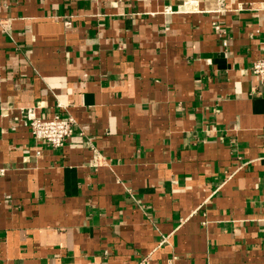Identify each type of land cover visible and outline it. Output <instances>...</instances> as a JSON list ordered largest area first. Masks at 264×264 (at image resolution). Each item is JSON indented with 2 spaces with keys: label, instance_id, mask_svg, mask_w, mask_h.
I'll use <instances>...</instances> for the list:
<instances>
[{
  "label": "crops",
  "instance_id": "obj_1",
  "mask_svg": "<svg viewBox=\"0 0 264 264\" xmlns=\"http://www.w3.org/2000/svg\"><path fill=\"white\" fill-rule=\"evenodd\" d=\"M263 1L0 0V264H264Z\"/></svg>",
  "mask_w": 264,
  "mask_h": 264
},
{
  "label": "built area",
  "instance_id": "obj_2",
  "mask_svg": "<svg viewBox=\"0 0 264 264\" xmlns=\"http://www.w3.org/2000/svg\"><path fill=\"white\" fill-rule=\"evenodd\" d=\"M224 10L225 6L223 4V0H219V7L217 11L223 13ZM214 27L219 30L218 24H215ZM250 71L258 80L264 94V55L258 57L251 64ZM25 124L29 127L30 133L35 140H42L47 146L57 149L62 147L67 138L70 137L73 131L74 120L70 116L61 117L59 115H55L48 119L40 118L36 116L32 108H27ZM97 160L98 154L95 152L91 160V165H96L98 163ZM142 263L143 261L139 264Z\"/></svg>",
  "mask_w": 264,
  "mask_h": 264
}]
</instances>
